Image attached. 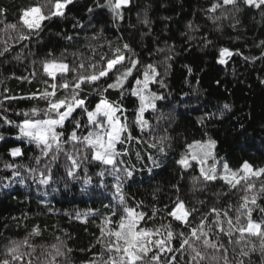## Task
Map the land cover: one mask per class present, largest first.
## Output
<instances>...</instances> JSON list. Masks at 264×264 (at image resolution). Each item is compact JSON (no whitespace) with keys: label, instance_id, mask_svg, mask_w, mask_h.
Masks as SVG:
<instances>
[{"label":"trees","instance_id":"1","mask_svg":"<svg viewBox=\"0 0 264 264\" xmlns=\"http://www.w3.org/2000/svg\"><path fill=\"white\" fill-rule=\"evenodd\" d=\"M117 2L0 0V264H264V172L182 162L211 139L220 174L264 171V0ZM102 102L123 130L110 162L89 143ZM59 105L56 143L24 135Z\"/></svg>","mask_w":264,"mask_h":264},{"label":"rangeland","instance_id":"2","mask_svg":"<svg viewBox=\"0 0 264 264\" xmlns=\"http://www.w3.org/2000/svg\"><path fill=\"white\" fill-rule=\"evenodd\" d=\"M73 1V0H71ZM235 0H224L225 3H232ZM248 4H254L258 6L261 3V0H246ZM125 0H119L115 5L120 6L124 4ZM63 13V8L58 9L56 11V15L60 16ZM23 21L31 27H39L43 22V17L40 14V10L38 8H33L27 11L23 16ZM133 72V68L124 70L119 75V79L114 83L115 87H121L125 85L129 77ZM155 73L153 72H145L140 79L135 84V94L140 101L139 112L137 115V121L143 123L144 112L148 109H152L154 106V101L156 100V95L150 92V83L154 80ZM59 108H64L65 112L61 115L60 120L58 121H45V122H36V123H26L23 126L24 135L29 138L37 139L42 143H56L58 138L61 135V131L59 128L65 123L66 119L71 116L73 108L65 107L63 105H59ZM91 122H96L99 117H105V125L109 126L108 130L104 133V127H98L94 137L89 139V143L96 145V153L95 155L98 158H105L107 161H111V154L116 144L121 140L122 135V127L119 122V119L115 115V110L111 109L105 102H102L97 107L94 113L89 115ZM213 141L211 139H206L204 141H196L190 147L186 157L182 160L183 164L193 162L197 165L198 169L204 175L207 174V170L211 165L210 162L213 163L211 174H207L208 177L214 178L216 176H220V178L232 182L237 181L240 177L244 175L249 176H260L264 171L260 169L251 168L249 166H244L242 169L234 170L230 168L227 164H223L221 169L224 171L223 174L218 172V166L220 165L219 158L214 157L213 153ZM206 175V176H207ZM176 216L183 218L184 210L181 208L178 209Z\"/></svg>","mask_w":264,"mask_h":264}]
</instances>
